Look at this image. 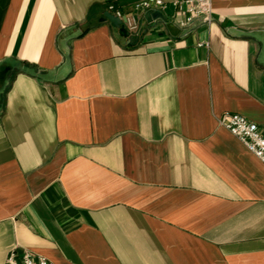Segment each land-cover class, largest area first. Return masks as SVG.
<instances>
[{"label": "crops", "instance_id": "obj_1", "mask_svg": "<svg viewBox=\"0 0 264 264\" xmlns=\"http://www.w3.org/2000/svg\"><path fill=\"white\" fill-rule=\"evenodd\" d=\"M138 1L0 0V264H264V164L218 122L264 125V0Z\"/></svg>", "mask_w": 264, "mask_h": 264}, {"label": "built area", "instance_id": "obj_2", "mask_svg": "<svg viewBox=\"0 0 264 264\" xmlns=\"http://www.w3.org/2000/svg\"><path fill=\"white\" fill-rule=\"evenodd\" d=\"M172 6L176 10L177 25L183 29L196 23L213 22V0H175ZM168 4L163 0H141L135 3L134 11L145 12L152 9L165 10ZM107 12L122 21L130 35L140 36L144 29L135 13H124L114 3L107 6ZM219 124L238 138L246 149L264 164V125H257L240 114L224 113L218 118ZM6 264H53L49 259L24 250L13 249Z\"/></svg>", "mask_w": 264, "mask_h": 264}, {"label": "water", "instance_id": "obj_3", "mask_svg": "<svg viewBox=\"0 0 264 264\" xmlns=\"http://www.w3.org/2000/svg\"><path fill=\"white\" fill-rule=\"evenodd\" d=\"M104 21H109L110 23L115 25L117 28H119L122 35H124L126 37H128L130 35L129 32L122 25V21L119 18L112 15L111 13H109V12L105 13Z\"/></svg>", "mask_w": 264, "mask_h": 264}]
</instances>
